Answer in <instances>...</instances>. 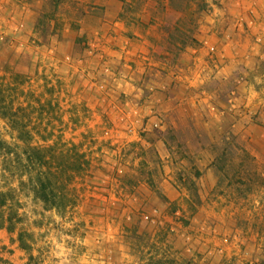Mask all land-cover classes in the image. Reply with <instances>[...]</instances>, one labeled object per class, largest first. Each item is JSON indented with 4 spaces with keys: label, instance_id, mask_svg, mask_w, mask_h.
Listing matches in <instances>:
<instances>
[{
    "label": "rangeland",
    "instance_id": "1",
    "mask_svg": "<svg viewBox=\"0 0 264 264\" xmlns=\"http://www.w3.org/2000/svg\"><path fill=\"white\" fill-rule=\"evenodd\" d=\"M1 193L0 264H264V0H0Z\"/></svg>",
    "mask_w": 264,
    "mask_h": 264
},
{
    "label": "trees",
    "instance_id": "2",
    "mask_svg": "<svg viewBox=\"0 0 264 264\" xmlns=\"http://www.w3.org/2000/svg\"><path fill=\"white\" fill-rule=\"evenodd\" d=\"M15 116V115H14ZM21 141L25 143L24 150L26 168L29 182L33 185V190L36 197L47 207L63 210L75 204L74 197L70 194L69 185L72 181L71 177L64 179L61 168L54 167L52 158L59 159L60 155L63 158L67 157L69 165L76 168L75 171L82 172L89 168L90 163L85 154H76L77 164L73 163L67 154H50L51 148H38L31 145L32 136L27 130H24L20 135ZM54 155V156H53ZM66 172V170H65ZM8 194H0V227H6V220L2 214L8 203ZM9 232H13L12 226L6 228ZM19 240H24L23 235L19 236Z\"/></svg>",
    "mask_w": 264,
    "mask_h": 264
}]
</instances>
